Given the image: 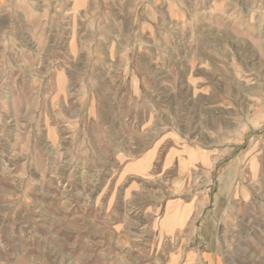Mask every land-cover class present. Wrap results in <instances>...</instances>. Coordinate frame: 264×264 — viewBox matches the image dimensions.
Segmentation results:
<instances>
[{
  "label": "rangeland",
  "instance_id": "obj_1",
  "mask_svg": "<svg viewBox=\"0 0 264 264\" xmlns=\"http://www.w3.org/2000/svg\"><path fill=\"white\" fill-rule=\"evenodd\" d=\"M0 264H264V0H0Z\"/></svg>",
  "mask_w": 264,
  "mask_h": 264
},
{
  "label": "crops",
  "instance_id": "obj_2",
  "mask_svg": "<svg viewBox=\"0 0 264 264\" xmlns=\"http://www.w3.org/2000/svg\"><path fill=\"white\" fill-rule=\"evenodd\" d=\"M207 256H210V255L208 254ZM210 257H212V256H210Z\"/></svg>",
  "mask_w": 264,
  "mask_h": 264
}]
</instances>
